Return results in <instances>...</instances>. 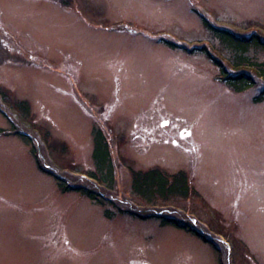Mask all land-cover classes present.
Returning <instances> with one entry per match:
<instances>
[{
  "label": "rangeland",
  "instance_id": "obj_1",
  "mask_svg": "<svg viewBox=\"0 0 264 264\" xmlns=\"http://www.w3.org/2000/svg\"><path fill=\"white\" fill-rule=\"evenodd\" d=\"M205 20L264 40V0H0V264H264V76L224 85ZM150 169L186 196L134 193Z\"/></svg>",
  "mask_w": 264,
  "mask_h": 264
},
{
  "label": "trees",
  "instance_id": "obj_2",
  "mask_svg": "<svg viewBox=\"0 0 264 264\" xmlns=\"http://www.w3.org/2000/svg\"><path fill=\"white\" fill-rule=\"evenodd\" d=\"M205 27L213 33L216 37L229 51H232L234 57L231 64L223 65L216 58H213L207 50H203L204 54L211 59V61L219 69V79L223 82L224 85L232 89L234 92H243L244 90L252 87L254 85V80L248 72L239 71L240 67L245 69L252 70L253 73L259 76H264V63H256L250 60L248 56V51L250 48L253 49H263L264 40L260 35H251L250 37L238 36L230 33L229 31L216 28L205 20ZM169 43V42H167ZM191 51V49H189ZM255 102L264 101V89L261 92V96L254 98ZM24 110H27V103L25 101L19 102L18 105ZM93 158L97 167V173L90 172L87 176L95 181L96 185H101V182L107 183L108 180H112L111 168L108 165L109 153L108 145L104 136L100 131L96 132L94 137V148H93ZM107 164V165H106ZM107 168V173L104 179V175H101V170ZM60 188L63 191H68L74 189V187L64 186L58 183ZM132 187L134 193L142 196L148 202L151 201L152 197L160 196L163 199H166L169 196H175L177 194L181 196H186L189 191L188 183L184 172H177L172 175L165 174L164 172L158 169H150L147 171H133L132 172ZM76 190H79L83 195L93 201L98 203L102 202L98 195L90 188L84 187H75ZM107 217L109 212H106ZM131 215H137L134 212H130ZM139 216V215H137ZM141 216V215H140ZM144 217V216H141ZM166 224L178 225L177 221L163 218Z\"/></svg>",
  "mask_w": 264,
  "mask_h": 264
}]
</instances>
